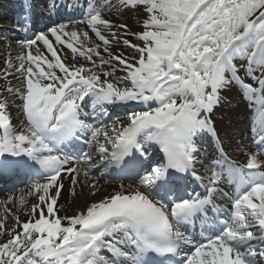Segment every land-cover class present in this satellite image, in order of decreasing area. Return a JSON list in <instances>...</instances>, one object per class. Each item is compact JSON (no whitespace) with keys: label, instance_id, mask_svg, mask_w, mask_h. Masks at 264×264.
Instances as JSON below:
<instances>
[{"label":"snow or ice","instance_id":"1","mask_svg":"<svg viewBox=\"0 0 264 264\" xmlns=\"http://www.w3.org/2000/svg\"><path fill=\"white\" fill-rule=\"evenodd\" d=\"M63 7L81 12L76 23L94 33L108 58L100 44L85 46L89 31L67 24L47 30L54 41L44 31L17 41L15 57L6 45L3 76L18 73L19 86L0 89V159L32 178L28 195L37 202L22 221L9 205L23 207L25 196L8 189L0 198V237H7L0 264H152L149 253L159 264H264V0H65ZM113 9L143 12V31L106 19ZM54 45L107 65L105 79L65 64ZM114 45L132 55L113 53ZM234 85L255 117L257 151L243 164L228 158L211 119ZM16 100L22 118L13 125ZM113 106L125 108L124 116L113 119ZM204 133L220 142L206 176L195 170ZM96 173L134 177L140 187L120 184L75 215H59L66 183L70 196L78 186L95 196ZM189 176L203 194L187 191ZM222 181L235 186L231 210L214 202ZM197 221L201 233L218 230L197 240L186 230Z\"/></svg>","mask_w":264,"mask_h":264},{"label":"bare ground","instance_id":"2","mask_svg":"<svg viewBox=\"0 0 264 264\" xmlns=\"http://www.w3.org/2000/svg\"><path fill=\"white\" fill-rule=\"evenodd\" d=\"M79 2L83 3L84 0H79ZM102 2H106V0H102ZM0 6H2L0 7V34L3 33L2 35H0V89H3L9 81L13 85L19 86V81L16 79V77L19 75L18 73L13 72V75L8 76L7 79L4 78L3 61L7 52L9 51L6 45H11L12 55L13 57H15L16 54L20 51V46L17 44V41L24 40V37L22 36V33L19 32V27L15 26L13 22H11L6 17L5 13H2L3 11L8 13L9 9L7 10V8L3 7L6 6V4L5 5L0 4ZM104 16L106 19H110L116 24H121V23L126 24L128 26V30L130 33H139L143 31L142 23L145 18V14L141 11H130V10L121 9L120 12H117L113 9L111 12L105 11ZM74 29L80 32L89 31V37L91 39L90 41H85V46L91 47V46H95L96 44H100L101 55L105 59L108 58L107 53L103 51L102 42H100L95 37L94 33H92L86 27L85 24L80 23V24L69 25L67 28L68 31ZM123 36L124 33L123 30H121V37ZM127 38L131 40L133 43H140V41H138L135 36L128 35ZM49 39L54 41V37H51V35L49 36ZM39 46L41 47L45 55L50 56V53H47L42 43H40ZM54 46L57 47V49L62 53V60L65 64L73 65L75 67L83 66L85 68H92L97 74L101 75V80L105 79V77L102 75V72L109 70L107 65H104L103 68H97L94 64H92L85 58L80 57L78 53L74 56L71 53V51L66 47L61 45H54ZM77 47L79 48L80 45L77 44ZM111 50L113 53L124 52L125 55H129V56L132 55L131 50L125 49L122 46L118 47L114 45ZM93 60H95L97 64L100 63L99 57L93 56ZM87 74H88L87 72L84 73V75ZM116 75L119 77L125 75V73L117 71ZM241 75H243L242 72ZM221 96H222V101L211 113V119L214 122L217 134L220 137V141L223 142L224 150L226 151L228 158L236 162L237 164H243L247 160L248 153L255 152L252 145V140L254 135L252 132V128L254 126L253 121L255 117L251 119L248 117V115L250 116V113L251 112L253 113V111L252 109L246 107L248 106V102L244 99L240 89L237 86L234 85L230 89L223 91L221 93ZM19 104L20 101L16 100L15 101L16 106L10 107L9 110L13 125L17 123L19 118H22V113L20 112L18 107ZM137 108L139 107L137 106ZM125 111L126 110L121 111V108L120 110L119 109L114 110L113 119L116 118L117 116L123 117ZM242 122L244 126H241ZM201 135L197 138V143L199 144L200 148L204 147L205 150L201 148V152L199 153L200 158L205 154H207L208 151H211L212 154L216 155L215 159H218L219 158L218 153L213 151H216V149L219 147L220 142L218 141V143L208 146V144H210L209 141H207V144L201 143L203 142L202 140L200 142L199 138H201ZM208 135L209 134L206 133L204 138H206V136L208 137ZM154 148L155 146H153V149ZM154 155L158 156L156 152L154 153ZM198 162L202 163L203 161L199 160ZM205 165L206 166L202 168L199 166L198 169L203 176H206L208 174L207 169L209 168L210 164L209 166L208 164ZM106 176L108 175L100 176L98 173H96L94 179L98 182L99 191L95 196L90 194V191L87 187L80 188L79 186L77 187V195L74 197L70 196L67 191V183H66L65 190L62 192V195L58 201V206H62L59 215L61 216L75 215L78 211L83 210L88 204L92 202H96L101 198H103L104 196L110 195L115 191L119 190L120 184H124L126 188H131V189H136L137 187H140L138 183L127 184L123 182H114L112 180H109ZM81 179H83V177H81ZM219 188L221 189V191L215 194L214 199H216V202L222 209L231 210L232 205H230L229 199L230 197H235V186L234 185L228 186L227 181H222L221 184L219 185ZM29 189L30 187L15 193L17 197H19L20 195L25 196L26 203L23 207L19 206L18 200L14 201L13 204L9 205V208H11L13 212H15L17 215H19L22 221H25L29 218L25 214V212L30 210V207L33 203L37 202L36 194L28 195ZM141 190H143L142 187ZM221 192L224 194H221ZM4 196L0 198H4ZM8 223L12 224L14 223V221L12 219H9ZM5 239H7L6 236L0 237V241Z\"/></svg>","mask_w":264,"mask_h":264},{"label":"rangeland","instance_id":"3","mask_svg":"<svg viewBox=\"0 0 264 264\" xmlns=\"http://www.w3.org/2000/svg\"><path fill=\"white\" fill-rule=\"evenodd\" d=\"M45 33L46 34H49V36H50V33H47V32H45ZM239 63H243V61L242 62H239ZM98 75H100V74H98ZM202 141H203V143L207 144V141H210L211 142V138L209 136L208 137L206 136V138L202 137ZM239 154H241V153H239Z\"/></svg>","mask_w":264,"mask_h":264}]
</instances>
